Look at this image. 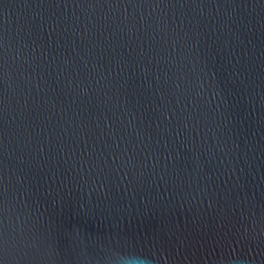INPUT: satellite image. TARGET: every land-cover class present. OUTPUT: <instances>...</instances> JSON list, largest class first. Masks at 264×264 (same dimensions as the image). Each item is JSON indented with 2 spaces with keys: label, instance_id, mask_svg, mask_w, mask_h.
<instances>
[{
  "label": "water",
  "instance_id": "obj_1",
  "mask_svg": "<svg viewBox=\"0 0 264 264\" xmlns=\"http://www.w3.org/2000/svg\"><path fill=\"white\" fill-rule=\"evenodd\" d=\"M264 264V0H0L2 264Z\"/></svg>",
  "mask_w": 264,
  "mask_h": 264
},
{
  "label": "clouds",
  "instance_id": "obj_2",
  "mask_svg": "<svg viewBox=\"0 0 264 264\" xmlns=\"http://www.w3.org/2000/svg\"><path fill=\"white\" fill-rule=\"evenodd\" d=\"M121 264H137L135 260H129L126 258H121ZM139 264H143V262H139Z\"/></svg>",
  "mask_w": 264,
  "mask_h": 264
},
{
  "label": "snow or ice",
  "instance_id": "obj_3",
  "mask_svg": "<svg viewBox=\"0 0 264 264\" xmlns=\"http://www.w3.org/2000/svg\"><path fill=\"white\" fill-rule=\"evenodd\" d=\"M0 264H2V260H0Z\"/></svg>",
  "mask_w": 264,
  "mask_h": 264
}]
</instances>
